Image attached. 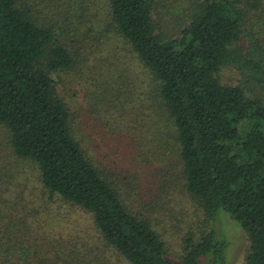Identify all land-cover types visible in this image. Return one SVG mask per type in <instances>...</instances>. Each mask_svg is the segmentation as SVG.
I'll return each mask as SVG.
<instances>
[{"label": "trees", "instance_id": "obj_1", "mask_svg": "<svg viewBox=\"0 0 264 264\" xmlns=\"http://www.w3.org/2000/svg\"><path fill=\"white\" fill-rule=\"evenodd\" d=\"M77 1L0 0V124L8 130L14 155L39 176L44 195L88 212L120 263L172 264L148 208L128 204L112 172L86 152L56 92L55 74L76 62L59 36L65 25L49 26L37 15L43 6L69 3L80 11L91 4ZM157 2L105 0L110 20L94 33L115 29L149 73L163 110L157 115L177 139L186 190L210 223L207 232L183 240V264H201L206 255L213 263L224 261L228 241L213 227L222 210L247 233L246 264H264V44L256 35H264V27L257 28L264 21V0H191L180 32L172 37L159 29ZM90 33V28L80 30L85 39ZM89 44L78 47L89 51ZM228 67L239 73L236 83L221 78ZM85 244L76 245L66 260L111 262L99 246ZM28 258L22 256L33 264Z\"/></svg>", "mask_w": 264, "mask_h": 264}, {"label": "rangeland", "instance_id": "obj_2", "mask_svg": "<svg viewBox=\"0 0 264 264\" xmlns=\"http://www.w3.org/2000/svg\"><path fill=\"white\" fill-rule=\"evenodd\" d=\"M78 1L91 4L80 11L69 3L43 6L37 15L49 26L65 25L59 36L66 38L76 62L55 74L56 92L69 109L72 132L83 148L98 165L112 172L111 178L128 204L139 210L148 208L146 214L166 242L167 258L172 264H183V240L207 232L210 223L186 190L174 131L157 115L163 113L159 98L150 87L149 73L130 47L113 28H108V34L94 33L97 28L105 30L110 20L105 0ZM189 1L158 0L155 17L166 35L180 32ZM255 19L251 17V23ZM263 22L257 28L264 27ZM89 28L90 37L85 39L80 30ZM256 35L264 44V35ZM77 36L82 37L73 43ZM87 41L93 45L89 51L81 50L78 46L86 48ZM242 43L248 46V38L243 37ZM236 72L224 68L221 78L236 83L240 77ZM246 126H240L242 132ZM1 164L5 170L0 174V264H25L24 255L33 264H72L66 259L82 243L110 254L108 264H122L101 240L88 212L60 206L44 195L39 176L14 155L8 130L0 124ZM213 227L228 241L224 261L213 263L206 255L201 264H246L250 242L241 225L222 210ZM58 249L62 261L57 259Z\"/></svg>", "mask_w": 264, "mask_h": 264}]
</instances>
